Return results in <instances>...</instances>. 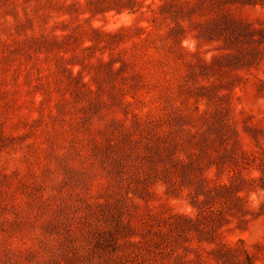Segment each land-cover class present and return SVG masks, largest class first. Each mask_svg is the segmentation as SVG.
Returning a JSON list of instances; mask_svg holds the SVG:
<instances>
[{"label":"rangeland","instance_id":"rangeland-1","mask_svg":"<svg viewBox=\"0 0 264 264\" xmlns=\"http://www.w3.org/2000/svg\"><path fill=\"white\" fill-rule=\"evenodd\" d=\"M0 264H264V0H0Z\"/></svg>","mask_w":264,"mask_h":264}]
</instances>
